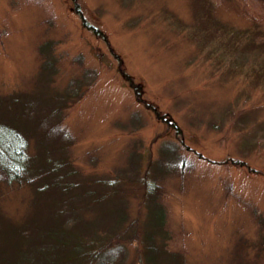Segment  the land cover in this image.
Returning a JSON list of instances; mask_svg holds the SVG:
<instances>
[{"label": "rangeland", "instance_id": "1", "mask_svg": "<svg viewBox=\"0 0 264 264\" xmlns=\"http://www.w3.org/2000/svg\"><path fill=\"white\" fill-rule=\"evenodd\" d=\"M206 4L238 31L252 24L243 5L258 7L250 0H0V94L37 89L40 47L53 42L50 83L71 81L70 90L82 84L85 92L62 114L74 137L72 166L84 178L112 177L131 166L135 150L141 168L161 159L171 169L161 179L171 248L187 264H251L264 229V73L244 63V51L228 54L212 23L203 27ZM231 38L227 48L237 49ZM31 193L0 186V213L22 221L32 213Z\"/></svg>", "mask_w": 264, "mask_h": 264}, {"label": "trees", "instance_id": "2", "mask_svg": "<svg viewBox=\"0 0 264 264\" xmlns=\"http://www.w3.org/2000/svg\"><path fill=\"white\" fill-rule=\"evenodd\" d=\"M250 1L258 7L243 5L252 23L248 29L221 23L208 4L210 18L203 27L212 23L228 54L235 59L244 51V63L264 73V0ZM244 32L247 39L237 38ZM227 37L239 47L227 48ZM54 48L53 42L40 47L45 59L37 89L0 94V186L32 189L31 215L14 222L0 213V264H187L185 254L171 248L161 183L171 169L161 159L157 167L148 162L141 168L135 150L131 166L112 177L84 178L72 166L74 137L64 129L62 114L85 92L82 84L70 90L71 81L58 84L61 88L50 83L57 75ZM174 147L167 146L169 154ZM133 199L136 213H131ZM260 233L263 242L251 264H264V229Z\"/></svg>", "mask_w": 264, "mask_h": 264}]
</instances>
